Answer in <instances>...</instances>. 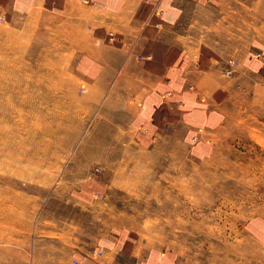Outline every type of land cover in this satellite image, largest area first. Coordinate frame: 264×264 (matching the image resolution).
I'll return each mask as SVG.
<instances>
[{
	"label": "rangeland",
	"instance_id": "1",
	"mask_svg": "<svg viewBox=\"0 0 264 264\" xmlns=\"http://www.w3.org/2000/svg\"><path fill=\"white\" fill-rule=\"evenodd\" d=\"M84 36L0 5V264H72L96 236L124 241L115 264H264V87L215 130L107 126Z\"/></svg>",
	"mask_w": 264,
	"mask_h": 264
},
{
	"label": "crops",
	"instance_id": "2",
	"mask_svg": "<svg viewBox=\"0 0 264 264\" xmlns=\"http://www.w3.org/2000/svg\"><path fill=\"white\" fill-rule=\"evenodd\" d=\"M0 5L19 14H65L81 26L85 36L76 66L97 89L107 126L215 130L235 123L237 87H264V56H258L264 53V0H0ZM98 240H85L70 254L78 264H115L123 240L115 241L119 254L99 253Z\"/></svg>",
	"mask_w": 264,
	"mask_h": 264
},
{
	"label": "built area",
	"instance_id": "3",
	"mask_svg": "<svg viewBox=\"0 0 264 264\" xmlns=\"http://www.w3.org/2000/svg\"><path fill=\"white\" fill-rule=\"evenodd\" d=\"M140 57H143V56L140 55ZM230 63H231V64H234V63H236V61L232 59V60L230 61ZM225 71H226L227 73H229V72L231 71V68L228 67V68H226ZM72 262H73V264H78V260H77V259H74Z\"/></svg>",
	"mask_w": 264,
	"mask_h": 264
},
{
	"label": "bare ground",
	"instance_id": "4",
	"mask_svg": "<svg viewBox=\"0 0 264 264\" xmlns=\"http://www.w3.org/2000/svg\"><path fill=\"white\" fill-rule=\"evenodd\" d=\"M73 264V263H72Z\"/></svg>",
	"mask_w": 264,
	"mask_h": 264
}]
</instances>
